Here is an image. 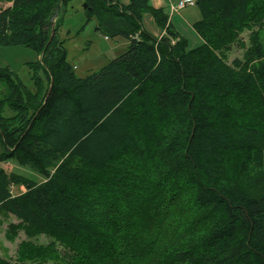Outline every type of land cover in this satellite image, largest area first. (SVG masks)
<instances>
[{"label": "trees", "instance_id": "trees-1", "mask_svg": "<svg viewBox=\"0 0 264 264\" xmlns=\"http://www.w3.org/2000/svg\"><path fill=\"white\" fill-rule=\"evenodd\" d=\"M11 1L0 9V47L39 56L29 64L33 93L0 68V212L18 221L14 233L55 238L81 264L109 260L156 189L183 182L192 205L136 264L168 255L177 264H264L262 48L251 45L230 64L226 56L240 33L262 29L264 0H196L193 28L204 43L190 52L148 0H79L97 31L127 43L84 78L67 62L60 23L49 25L75 0ZM144 13L166 28L161 38L144 30ZM19 184L25 192L14 195Z\"/></svg>", "mask_w": 264, "mask_h": 264}, {"label": "rangeland", "instance_id": "rangeland-1", "mask_svg": "<svg viewBox=\"0 0 264 264\" xmlns=\"http://www.w3.org/2000/svg\"><path fill=\"white\" fill-rule=\"evenodd\" d=\"M127 5L129 0H119ZM190 0H148V7L152 10H161L168 18L169 24L173 25L181 39L184 40L186 52H190L204 41L200 34L195 32L193 24L201 17V12L196 5L185 7L182 10L173 12V7L179 2ZM12 6L11 0H0V9ZM83 8V3L75 0L67 6L62 7L58 13L49 21L53 30L55 24L60 23L58 38L63 41L66 49L67 62L74 68L75 75L84 78L90 73L97 72L115 57L124 54L127 43L122 38L106 39L105 36L96 30L98 22L96 18L87 19ZM142 25L144 30L153 37L159 39L163 36L166 28H159L149 13L142 15ZM261 47L264 59V18L263 27H254L250 31H243L238 38L229 46L226 53L228 63L235 59H242L246 50H250L251 45ZM39 59L36 51L23 47H0V68H7L12 76L20 80L30 91L35 92V85L32 81V73L29 69L30 63H35ZM40 78L42 87H47L46 77L42 72L36 74V79ZM5 96V89H1V97ZM6 114H10L7 112ZM2 149L0 141V151ZM5 169L11 170L17 175H21L29 181L41 184L43 177L29 168L4 164ZM187 183L178 182L167 188L156 189L146 202V211L142 213L141 219L134 224L128 225L129 230H133V236L122 237L123 246L117 251L114 258L99 261L92 264H136L141 258L155 252L154 242L165 229L166 225L182 215L186 209L192 205L191 191ZM13 194L25 192L24 186L19 184L14 186ZM219 214H216V218ZM18 221L9 215L0 212V259L12 264H81L78 263L75 255L67 247L58 242L55 238H50L40 234L35 238H27L23 232L13 231L12 226ZM138 236V237H137ZM27 243V248L33 259H30L24 252L22 243ZM116 251V252H117ZM115 252V253H116ZM114 254L111 256L113 257ZM33 260V261H32ZM161 264H177L171 255L165 256Z\"/></svg>", "mask_w": 264, "mask_h": 264}, {"label": "built area", "instance_id": "built-area-1", "mask_svg": "<svg viewBox=\"0 0 264 264\" xmlns=\"http://www.w3.org/2000/svg\"><path fill=\"white\" fill-rule=\"evenodd\" d=\"M195 6V2L193 1H185V2H179L177 5L173 7V12H177L178 10H182L185 7H193ZM107 39V38H106Z\"/></svg>", "mask_w": 264, "mask_h": 264}, {"label": "water", "instance_id": "water-1", "mask_svg": "<svg viewBox=\"0 0 264 264\" xmlns=\"http://www.w3.org/2000/svg\"><path fill=\"white\" fill-rule=\"evenodd\" d=\"M83 8H84V9L86 8V5H85V4H83Z\"/></svg>", "mask_w": 264, "mask_h": 264}, {"label": "crops", "instance_id": "crops-1", "mask_svg": "<svg viewBox=\"0 0 264 264\" xmlns=\"http://www.w3.org/2000/svg\"><path fill=\"white\" fill-rule=\"evenodd\" d=\"M144 28V27H143Z\"/></svg>", "mask_w": 264, "mask_h": 264}]
</instances>
